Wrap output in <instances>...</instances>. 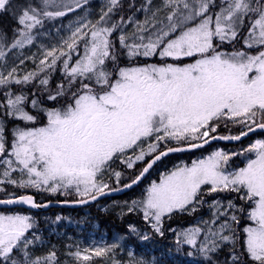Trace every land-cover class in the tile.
<instances>
[{
    "label": "snow or ice",
    "instance_id": "6c2138e0",
    "mask_svg": "<svg viewBox=\"0 0 264 264\" xmlns=\"http://www.w3.org/2000/svg\"><path fill=\"white\" fill-rule=\"evenodd\" d=\"M151 3L137 9L104 0L94 20L82 18L59 47L44 50L36 70L20 74V66L34 60L23 50L46 22L84 11L89 0H0V13H11L15 21L11 37L0 34V185L51 194L74 190V203L86 204L132 189L170 153L264 132V0H164L155 11ZM165 8L167 23L157 19ZM141 10L142 21L135 17ZM237 41L242 48H235ZM226 44L233 50H222ZM156 55L162 63H134ZM121 57L129 66L120 65ZM168 58L193 62L167 63ZM60 61L62 79L52 88L48 70ZM222 125L239 133L219 135ZM239 155L246 164L230 171L231 157ZM0 192L7 197L0 205L48 206L32 194L6 187ZM217 192L236 193L247 209L213 200L210 220L180 232L169 229L177 248L187 246L198 264H264V139L175 167L139 199L118 205L119 215L141 216L151 231L141 233L129 223L128 233L149 241L164 237L166 219L191 215L205 195ZM246 210L251 224L241 235L235 212ZM35 227L31 215L0 214V264H60L55 246L36 254L44 241ZM119 247H77L68 255L77 264H91ZM128 256L112 264H150L132 252Z\"/></svg>",
    "mask_w": 264,
    "mask_h": 264
},
{
    "label": "trees",
    "instance_id": "16d2710c",
    "mask_svg": "<svg viewBox=\"0 0 264 264\" xmlns=\"http://www.w3.org/2000/svg\"><path fill=\"white\" fill-rule=\"evenodd\" d=\"M148 0H123L125 7H127L128 4H134L137 9L141 8V5H144ZM29 0H11V3L14 5H22L28 3ZM67 2H71V0H67ZM91 1H89L90 3ZM218 2V0H217ZM20 10V9H18ZM76 11H79V14L81 12L80 9H77ZM139 13L136 12L135 14ZM63 17L57 18L53 21H48L45 24V27H50L52 25L58 24L62 22ZM166 23V20L164 21ZM15 25V21L12 19V15L9 12H3L0 13V34H7L9 37L12 35V28ZM118 34V33H117ZM114 43L116 44L117 48L119 47L118 40H115ZM80 46H83L82 44ZM243 44L242 41H237L235 43V48L240 49L242 48ZM82 48H80L81 51ZM224 51H232L233 45L226 44L224 48L222 49ZM76 53H73V56H76ZM154 63V64H160L162 63L161 59L157 56H153L152 58H144L140 59L138 58L134 63L138 65H144L145 63ZM167 63H180L181 65L184 63H191L193 62L192 58H184L182 61H173L171 58H168L166 60ZM120 65L121 66H129V62L126 57H121L120 59ZM60 66H62V61L58 62V66L54 69L48 70V75L50 78V86L52 88H55L58 83H60L62 79V74L60 69ZM36 70V68L34 69ZM33 70V71H34ZM15 87V86H14ZM5 127L10 128V124H5ZM231 131L229 132V129L223 127V125L220 127L218 134L219 135H229V134H238L239 128L229 126ZM256 139H264V134H253L246 139L241 140L240 142L234 143V144H228V143H220L215 142L211 143L201 149L186 152V153H180V154H174L169 155L162 159V161L158 162L153 169L148 173V175L145 177V179L138 184L135 188L130 190L124 195H120L113 198H106L102 199L101 201H98L92 205L78 208V209H49L46 212L43 213H34L30 211H24L19 209H9V210H2L3 212H17V213H24L28 215H32L36 219L34 220L36 223V227L34 229L35 232H41L44 239H47L49 241H53L54 246L56 247L57 251V257L58 260L62 257V248L64 245L59 243L56 239H54L53 233L49 236L44 237L47 234V229H49V221L40 218L42 216H45L48 214L50 217H53L55 214H61L62 216H69L72 219L80 220L81 218H84L83 222L81 224L87 225V229H91L93 225L97 227V230L103 234H105L107 237H111L113 234H118L121 236H124L125 240L124 243L126 245L132 244L136 248H141V246H150L155 245V253H159V250H162L164 253L168 252V259L167 261L171 264H198L199 258L197 256L189 257L187 255V252L190 250L187 246H182L180 249L177 248L176 244H172V241L175 242L173 239V231H169V229H179V228H185L189 225V223L192 222L195 215L190 216L188 213H175L172 218L166 219L164 224V230L165 235L164 237L160 236H153L152 239L149 241H140L135 235H131L128 233V224L132 223L135 224L137 229L141 233L150 232L151 230L147 227L145 222L143 221L142 217L137 215L136 213H131L123 218L120 217L119 212L120 208H114V209H105L107 203L114 201V200H126L128 198L135 199L138 198L141 194L144 188L152 181H156L159 178V174L165 171H169L173 167H175L179 163H190L191 160H195L197 158L204 157L208 153H210L214 149H222L225 152H238L241 151L242 148H245L248 146L252 141ZM249 156H251L249 154ZM246 163V158L244 155L239 156H233L231 157L229 161V170H234L236 168L242 167ZM113 187H116L115 180L112 181ZM0 187H6L9 192H15L17 194H32L34 198L37 200L38 203H57V202H74L77 199V195L73 192V190H68L67 194H51L46 192H36L34 189H26V190H20L17 188H13L11 185H1ZM223 196V194L221 195ZM235 201L233 203L237 206V209L240 207H244L247 209V205L244 204L243 201H240V199L237 197L236 194H233L232 196ZM0 198H7L5 197L3 192H0ZM226 198H229L228 195H226ZM126 211V209H125ZM241 213V218L243 219L245 223V214L244 212ZM243 223V224H244ZM242 224V225H243ZM242 225L241 226H235L237 228L238 234L242 235ZM50 245V244H48ZM159 249V250H158Z\"/></svg>",
    "mask_w": 264,
    "mask_h": 264
},
{
    "label": "rangeland",
    "instance_id": "374dc122",
    "mask_svg": "<svg viewBox=\"0 0 264 264\" xmlns=\"http://www.w3.org/2000/svg\"><path fill=\"white\" fill-rule=\"evenodd\" d=\"M89 1H91L89 3V6H86L85 10L81 11L80 14H79V11L68 13L66 16L63 17L62 22L39 30V34L36 36L34 43L32 45L27 46L26 49L23 50L25 56L34 57V60L33 59L26 60L25 64L20 66V74H24L28 71H33L37 67L39 60L43 58L44 50L45 49L50 50L52 47H59L62 41L64 39H67V37L71 34V31H73L75 27L77 26L78 21H80L82 18L86 17L87 19L94 20L97 17L99 13V9L101 5L104 3V0H89ZM163 2L164 0H152V3L150 5L151 10L155 11L157 8H161L163 5ZM144 5H148V1ZM168 12H169L168 9L166 8L163 9L161 12L157 14V19L163 20V21L166 20V23H167L166 17L168 15ZM145 15H146L145 12L141 10L139 11V13L135 14V17L142 21L145 19ZM148 15H150V13H148ZM129 31H131V28H129ZM80 48L82 49L79 54H83V46H80ZM156 56L159 57L158 55ZM139 58L144 59L145 57H139ZM149 58H152V57H149ZM13 59H14L13 57L11 56L9 57L10 65ZM0 63H2V61H0ZM16 63H18V61H16ZM139 66H143V65H139ZM253 142H255V140L252 141L251 143ZM248 146H246L245 148H247ZM245 148H242V149H245ZM214 150H222V149H214ZM211 152L205 155L204 157L197 158L195 160L206 158L208 155L211 154ZM193 161L194 160H191L190 163H187V164L179 163L175 167L185 166V165L191 166ZM175 167L170 169L168 172L172 171ZM168 172L165 171V172L160 173L158 180H156L155 182L158 183L161 176L164 174H167ZM152 182H150L144 188V190ZM204 187L206 188L207 186H204ZM144 190L142 191V193L144 192ZM61 191H64V190H61ZM222 194L223 196H221ZM233 194H236V193L217 192L211 195H205L204 200L206 202L200 205H197L198 210L196 212H193L190 215V216L195 215L192 222L189 223V225L185 228H179V229H173V230H175L176 232H180L187 228L198 225L201 220H210L212 217V209L209 207V205L212 203V201L217 200L223 206L226 207L227 202L229 200L235 201V199L232 197ZM141 195L135 199H139ZM226 195H228L229 198H226ZM77 198L79 197L77 196ZM132 200L133 199H130V198L123 200V201L114 200V201L107 203L105 209L107 210V209L119 208L118 205H123L125 201L131 202ZM0 214H17V212L0 211ZM18 214H24V213H18ZM235 214L239 218V224L234 225V227L241 226L244 223L243 219L241 218V213L239 214V211H236ZM57 216L61 218L59 221L56 220ZM40 218L46 220L47 222L49 221V224H50L49 229H47L48 230L47 234L44 237L49 236L53 233V235L55 236L54 239H56L59 243L64 245V247L62 248L63 250L62 257L61 259H59L60 264H77L75 258L68 255L70 251L75 252L77 250V247H79V249L82 250L87 247H101V246L111 245L113 243L119 244L120 247L115 249L114 252L108 253L107 256L93 257L91 264H112L113 258L120 260V261H127L129 259V256H128L129 252H132L137 258L144 257L150 262V264L151 262H154V264H171L167 261L168 255H169L168 252L164 253L162 250L158 249L159 253H155L156 251V249L154 248L155 245H150V246L144 245V246H141V248H136L132 244L126 245L124 243V240H125L124 236L113 234L111 237H107L105 234L99 232L95 225H93L91 229H87V225L85 226L81 224L84 218H81L80 220H75L66 215L62 216L61 214H55L53 215V217H50L48 214H46L45 216H42ZM33 219L35 220L36 218L33 217ZM245 220H246L245 223L242 225V233H243V228L251 224V221H249L247 218V210L245 214ZM35 233L41 236L42 240L44 241L43 245L37 244L35 246L36 254L47 253V251L54 246L53 241L44 239L41 232H35ZM172 237L175 240L174 233ZM172 244H175V242L172 241ZM80 264H84V262L81 261Z\"/></svg>",
    "mask_w": 264,
    "mask_h": 264
},
{
    "label": "water",
    "instance_id": "95a60500",
    "mask_svg": "<svg viewBox=\"0 0 264 264\" xmlns=\"http://www.w3.org/2000/svg\"><path fill=\"white\" fill-rule=\"evenodd\" d=\"M253 134H264V132H262L261 130H257L255 133H249V136L253 135ZM247 137H242L241 140L243 139H246ZM240 140V141H241ZM240 141H226V140H215V141H211V143H215V142H220V143H228V144H234V143H237V142H240ZM209 145V144H208ZM207 146V145H205ZM204 146V147H205ZM203 148V147H202ZM198 149H201V148H198ZM198 149H193V150H190V151H183V152H176V153H170L169 155H174V154H180V153H186V152H191V151H195V150H198ZM168 155V156H169ZM165 158V157H164ZM163 158V159H164ZM158 163V162H157ZM155 166V165H154ZM151 171V170H150ZM148 174L145 175V177L147 176ZM145 177L142 179V181L145 179ZM141 181V182H142ZM140 182V183H141ZM139 183V184H140ZM137 186V185H136ZM136 186H134L133 188H135ZM132 188V189H133ZM132 189H125L123 191H116V192H112L110 193L109 195L107 196H104V197H100L98 200L96 201H89L88 203L86 204H77V203H74V202H57V203H41V204H47L48 206L47 207H40V208H31L30 206H27V205H21V204H12V205H0V209L2 210H9V209H19V210H24V211H30V212H34V213H43V212H46L48 211L49 209H78V208H82V207H86V206H89V205H92L98 201H101L102 199H106V198H113V197H117V196H120V195H124L126 194L127 192H129L130 190Z\"/></svg>",
    "mask_w": 264,
    "mask_h": 264
}]
</instances>
